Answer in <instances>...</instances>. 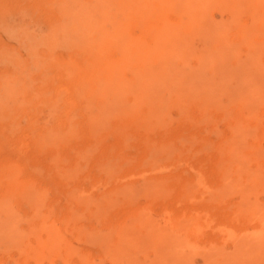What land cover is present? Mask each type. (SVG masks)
<instances>
[{
    "label": "rangeland",
    "instance_id": "rangeland-1",
    "mask_svg": "<svg viewBox=\"0 0 264 264\" xmlns=\"http://www.w3.org/2000/svg\"><path fill=\"white\" fill-rule=\"evenodd\" d=\"M263 233L264 0H0V264H264Z\"/></svg>",
    "mask_w": 264,
    "mask_h": 264
},
{
    "label": "bare ground",
    "instance_id": "bare-ground-1",
    "mask_svg": "<svg viewBox=\"0 0 264 264\" xmlns=\"http://www.w3.org/2000/svg\"><path fill=\"white\" fill-rule=\"evenodd\" d=\"M186 1H187V0H186ZM182 5H183V4H182ZM182 5H181V7H182ZM180 9H182V8H180ZM188 9H189V8H188ZM185 10H186V8H184V11H185ZM187 12H188V11H187ZM181 13H182V12H181ZM187 14H188V13H186V15H187ZM198 16H199V15H198ZM184 17H185V16H184ZM221 37H222V36H221ZM204 39H205V38H204ZM201 40H202V39H201ZM245 56H246V55H245ZM172 61H173V60H172ZM204 64H205V63H204ZM242 70H243V69H242ZM198 71H199V70H198ZM223 71H224V70H223ZM186 74H187V73H186ZM225 74H226V73H225ZM236 74H237V73H235L234 75H236ZM253 74H254V73H253ZM244 75H245V74H244ZM185 76H186V75H185ZM226 76L228 77L227 74H226ZM253 76H254V75H253ZM258 76H259V75H258ZM258 76H257V77H258ZM172 77H173V76H172ZM240 77H241V76H240ZM255 77H256V76H255ZM242 79L244 80V78H242ZM187 80H188V79H187ZM253 81H254V80H253ZM231 82H232V81H231ZM256 82H257V81H256ZM245 83H246V82H245ZM254 83H255V82H254ZM254 83H253V84H254ZM182 84H183V83H182ZM184 84H185V83H184ZM225 84H226V83H225ZM255 84H257V83H255ZM221 86H222V85H221ZM223 86H224V85H223ZM200 87H201V86H200ZM240 87H241V86H240ZM249 87H250V85H248V83H246V84L244 85V87H243V91H244V92L250 91L251 89H250ZM257 87H258V85H257ZM260 87H261V86H260ZM197 88H198V87H197ZM206 88H207V87H206ZM238 88H239V87H238ZM261 88H262V87H261ZM218 89H219V87H218ZM254 89H255V88H254ZM233 90H235V89H233ZM241 90H242V89H241ZM241 90H240V91H241ZM258 90H259V89H258ZM198 91H199V89H198ZM202 91H203V90H202ZM206 91H207V90H206ZM206 91H205V92H206ZM217 91H218V90H217ZM203 92H204V91H203ZM205 92H204V93H205ZM220 92H221V90H220ZM223 92H224V91H223ZM260 92H261V90H260ZM231 93H232V92H231ZM210 94H211V93H210ZM245 94H247V93H245ZM257 94H258V93H257ZM247 95H248V94H247ZM217 96H218V95H217ZM221 96H222V95H221ZM235 96H236V95H235ZM239 96H240V94H239ZM222 97H223V96H222ZM237 97H238V96H237ZM251 97H252V96H251ZM220 98H221V97H220ZM249 98H250V97H249ZM249 98H248V99H249ZM254 98H255V96H254ZM232 99H233V98H232ZM235 99H236V98H235ZM257 100H258V99H257ZM235 101H236V100H235ZM242 103H243V102H242ZM247 103H248V102H247ZM245 104H246V103H245ZM247 108H248V107H247ZM245 110H246V109H245ZM232 116H233V115H232ZM234 116H235V115H234ZM262 232H263V231H262ZM258 233H259V232H258ZM258 233H257V234H258ZM263 236H264V233H263ZM263 236H262V237H263ZM260 238H261V237H260ZM260 238H259V239H260ZM263 238H264V237H263ZM253 239H254V238H253ZM244 240H245V239H244ZM246 240H247V239H246ZM251 240H252V239H251ZM255 240H256V242H257V239H255ZM263 240H264V239H263ZM248 241H249V240H248ZM248 241H247V242H248ZM251 242H252V243H251ZM251 242H250V244H252L251 246H254V247H258V246H259V245H257L256 242H253V241H251ZM259 242H260V240H259ZM261 242H262V241H261ZM242 243H243V242H242ZM242 243H241V244H242ZM262 243H263V242H262ZM241 244H240V245H241ZM243 244H244V246H245V241H244ZM248 244H249V242H248ZM238 245H239V244H238ZM256 245H257V246H256ZM246 247H247V249H248L249 246H247V244H246ZM249 248H250V247H249ZM237 249H238V247H237ZM240 249H241V248H240ZM243 249H244V248H243ZM247 249H246V251H247ZM254 250H255V249H254ZM250 251H251V250H250ZM251 253H252V252H251ZM262 253H263V252H262ZM259 254H260V253H259ZM245 255H246V254H245ZM245 255H244V256H245ZM247 256H248V255H246V258H247ZM228 258H229V257H228ZM246 258H245V259H246ZM224 259H225V257H224ZM247 260H248V259H247ZM245 261H246V260H245ZM166 262H167V261H166ZM221 262H223V261H221ZM228 262H229V261H228ZM249 262H250V261H249ZM225 263H226V261H225ZM175 264H176V263H175ZM208 264H209V263H208ZM212 264H213V263H212ZM219 264H220V263H219ZM232 264H233V263H232ZM245 264H246V263H245Z\"/></svg>",
    "mask_w": 264,
    "mask_h": 264
}]
</instances>
